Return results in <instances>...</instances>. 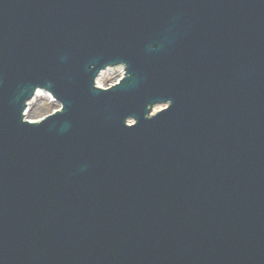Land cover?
Returning <instances> with one entry per match:
<instances>
[{"label":"water","instance_id":"obj_1","mask_svg":"<svg viewBox=\"0 0 264 264\" xmlns=\"http://www.w3.org/2000/svg\"><path fill=\"white\" fill-rule=\"evenodd\" d=\"M0 264H264V0H0Z\"/></svg>","mask_w":264,"mask_h":264},{"label":"rangeland","instance_id":"obj_2","mask_svg":"<svg viewBox=\"0 0 264 264\" xmlns=\"http://www.w3.org/2000/svg\"><path fill=\"white\" fill-rule=\"evenodd\" d=\"M124 69L119 67L113 70H108L104 73L100 82L104 86H108L117 82L123 75ZM61 105L57 102L51 94L42 90L39 95L34 97L28 106L27 117L32 120H39L44 116L52 113L55 109L59 108ZM159 106L158 109L164 107Z\"/></svg>","mask_w":264,"mask_h":264},{"label":"clouds","instance_id":"obj_3","mask_svg":"<svg viewBox=\"0 0 264 264\" xmlns=\"http://www.w3.org/2000/svg\"><path fill=\"white\" fill-rule=\"evenodd\" d=\"M93 87L96 89V87L94 86V84H93ZM105 91H107V89H105Z\"/></svg>","mask_w":264,"mask_h":264},{"label":"bare ground","instance_id":"obj_4","mask_svg":"<svg viewBox=\"0 0 264 264\" xmlns=\"http://www.w3.org/2000/svg\"><path fill=\"white\" fill-rule=\"evenodd\" d=\"M41 90L38 91V94H40Z\"/></svg>","mask_w":264,"mask_h":264}]
</instances>
